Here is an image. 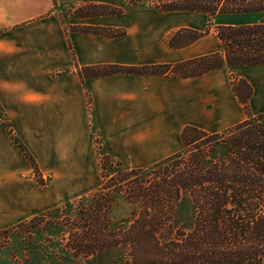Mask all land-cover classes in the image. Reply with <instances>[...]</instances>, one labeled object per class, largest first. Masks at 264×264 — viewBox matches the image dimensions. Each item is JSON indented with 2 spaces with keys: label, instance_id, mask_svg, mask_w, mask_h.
<instances>
[{
  "label": "crops",
  "instance_id": "1",
  "mask_svg": "<svg viewBox=\"0 0 264 264\" xmlns=\"http://www.w3.org/2000/svg\"><path fill=\"white\" fill-rule=\"evenodd\" d=\"M74 1L79 6L107 4L103 0H0L2 45L8 48L2 55V69L6 73L7 63L15 59L13 72L25 75L17 82L4 78L0 83V108L39 165L71 166L72 173L62 176L65 186L75 182V165L95 163L94 133H99L104 155L122 165L130 157L149 167L176 154L174 148L186 127L215 118L221 100L213 90H225L226 84L224 69L194 79L135 74L83 77L81 69L97 66L178 64L218 52L221 45L208 35L188 47L170 48L167 38L179 26L172 28L168 15L146 19L139 26L135 23L117 39L76 33L57 15V8ZM261 17L264 14L222 17L218 25L264 24L256 21ZM244 18L248 21H239ZM78 20L82 25L125 27L123 19L110 17ZM229 96L234 102L226 91L224 99ZM222 111L226 121L235 118ZM217 132L222 131H212ZM6 135L0 124V231L50 211L55 193L36 189L30 166Z\"/></svg>",
  "mask_w": 264,
  "mask_h": 264
},
{
  "label": "trees",
  "instance_id": "2",
  "mask_svg": "<svg viewBox=\"0 0 264 264\" xmlns=\"http://www.w3.org/2000/svg\"><path fill=\"white\" fill-rule=\"evenodd\" d=\"M189 1L174 0L162 10L201 12L212 21L264 14V0L235 5L239 10H228L231 4L219 8L220 0L212 5H203L211 0ZM127 2L135 7L141 5L138 0ZM85 7L106 10L96 13L97 16L108 14L104 5ZM216 32L223 53L176 65H110L86 71L99 70L93 75L97 77L135 74L190 79L224 67L264 66V24H220ZM179 35L181 32L170 39L171 48H184L201 38L192 35L176 44ZM238 82L243 84L242 88L234 83L233 91L247 115L245 121L218 133L188 126L181 134L185 149L203 141L206 150L190 149L188 155L180 151L154 165L131 171L146 169L158 174L149 185L138 184L133 198L145 212L132 216L133 225L128 230H118L116 223L105 219L104 205L98 204L79 210L75 220L72 206H65V210L59 208L35 217L30 225L34 222L39 231L60 225L62 229L66 225L61 221L66 217L71 225L83 227L84 232L79 234L76 229L68 239L72 240L69 249L74 250V255L67 253V262L84 253L89 264H264V112L252 113L253 87L241 78ZM104 158L100 164L102 172L111 165L123 171L121 163L108 156ZM151 210L153 213H149ZM57 212L68 214L52 219ZM26 223L18 227L25 228Z\"/></svg>",
  "mask_w": 264,
  "mask_h": 264
},
{
  "label": "rangeland",
  "instance_id": "3",
  "mask_svg": "<svg viewBox=\"0 0 264 264\" xmlns=\"http://www.w3.org/2000/svg\"><path fill=\"white\" fill-rule=\"evenodd\" d=\"M103 1L107 3L102 5L107 8L108 14L102 17H110L120 20L123 19V25L125 27L91 26L78 23V21H80L78 19L101 17L97 16L98 14L96 13H103L106 11L104 8L92 9L90 7H85L93 4H86L83 6L81 3V6H79L80 3L78 2H70L67 5L57 8V15L69 26L70 31L90 34L106 39L122 38L128 34L127 27L132 26L135 23H137V26H139L144 22V20L157 18L160 17V15H168V17H170L172 28L175 25L179 26V28L171 30V33L166 41L168 46L170 39L180 32L181 35L177 36V39H175L176 44L181 43V41H185L187 37H191L192 35H200L201 38L211 35L215 39H218L216 25H218L221 20L215 19L213 22L209 15L201 12H166L162 10L163 7L168 6V3H174V0H138L141 4L138 7L131 6L127 0ZM213 1L218 0H211L203 5H209V3L212 5ZM249 1L250 0H220L219 8L231 4L232 8L228 10H239L240 8L235 5L240 3H245L246 5L249 3ZM189 2L192 3V0ZM198 5L200 4L198 3ZM82 8L85 10H82ZM79 9H81L80 12H78ZM239 21L245 22L248 21V19L244 18ZM256 21L264 22V17L259 19L256 18ZM70 23L74 26H71ZM117 34H119V36H116ZM2 38L3 29L0 27V83L4 80V78L7 81L17 82L20 76L25 75H19L18 73L13 72L16 70L15 66L17 65L15 59L12 61L11 65L10 63H7V71L6 73L3 72L2 55L4 53V49L7 50L8 48L6 49L2 45ZM220 47L221 49L215 53H223L222 46ZM204 56H199L196 58ZM98 67L104 66H97V68ZM86 69L87 68H83L80 70V73L83 77H97L93 75L98 73L99 70H93V72H90L86 71ZM223 69L224 70L221 71V73L225 77V90L223 88L213 90L214 97L220 98L221 100L220 105H218V108H216V116L213 120H210V118L206 117V119L210 122H207L204 118L202 119V121H205L203 124L198 122L195 125L199 127V129L201 128L203 130H208L209 133H212V131L223 132V130L229 126L237 124L240 120L245 118L246 113L243 109V106L236 99L237 97L233 91L234 83L241 88L243 86V84L238 82L239 78H241V80L243 79L247 81L253 87L254 95L250 102L252 113L259 114L264 112V69L255 68V66H252V68L247 66L244 68L224 67ZM59 76L60 75H58V77ZM226 91L232 95L234 102H232L230 96L228 97L229 100L224 99L226 96ZM221 109L229 113L230 118H235L232 121H226ZM212 110L213 108H211V111ZM0 124L4 128L7 134L6 137L9 138L12 147L15 150H18L20 156L24 159V161H26L28 166H30L31 171L29 172V177L34 179L36 189L45 194L50 193L51 191L55 192L53 193L54 196H52V200L48 205L50 211L57 210L59 208L64 209L65 206H72L74 213L72 214V217L75 220L79 210L85 208L86 206H90L89 209H91L92 204L104 205L103 212L105 219H110L116 223L117 229H122V231L128 230V228L133 225V215H139L140 213L145 212V210H143L140 205H136V201L133 196H136L138 184L144 183L149 185V183L155 181V175L158 174V171H147L144 169L141 172L133 173L131 171L141 170V168H145L148 165H143V162L139 161L138 158L128 157V159L124 162L125 165H122L123 171L116 169L118 166L111 165L110 168L102 172L100 164L102 160L105 159V155L104 145L102 140H100V136L98 135L99 133H94L93 136V149L94 153L96 154V158L93 157V159H96L95 163L92 165H75L73 172L75 174V182L72 186H65L62 183V176L64 173H72L70 170V165H39L22 140L19 139L18 133L15 131L13 123L1 108ZM206 146L207 145H205L203 141H199L198 143L191 144L187 149H185L182 143H180L174 149L177 152L182 151L188 155L192 152L190 149L196 152L199 149L206 150ZM189 151L190 153H187ZM114 161H116L115 163H120L117 160ZM26 176L27 173L25 174V177ZM46 213L40 214L38 216H42ZM149 213H153V210L149 211ZM56 214L57 215H54L52 219L63 218V216L68 213L57 212ZM35 217L23 222H28L26 223L28 225H26L25 228H19V224L11 229L5 230L8 232L0 231V264H89L86 261L84 253H79V258H71L70 262H67L68 256L66 254L70 253L71 255H74V250L69 249L70 245H72L70 242L72 240L68 241V239L72 237V234L76 231V229L79 230V234L82 233L83 227L74 226L73 223L71 225L70 222L68 223V221H66L67 218L64 217L65 219L61 221L63 225H66L64 228L60 229V225V228L59 226L44 227L41 229V231H39L34 228V222L30 225L31 221ZM58 221L60 222V220ZM54 223L56 224L57 222ZM64 254L66 256H64Z\"/></svg>",
  "mask_w": 264,
  "mask_h": 264
}]
</instances>
